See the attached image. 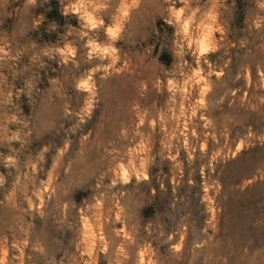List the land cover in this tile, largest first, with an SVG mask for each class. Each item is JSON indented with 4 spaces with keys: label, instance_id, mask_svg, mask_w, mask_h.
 I'll list each match as a JSON object with an SVG mask.
<instances>
[{
    "label": "rangeland",
    "instance_id": "rangeland-1",
    "mask_svg": "<svg viewBox=\"0 0 264 264\" xmlns=\"http://www.w3.org/2000/svg\"><path fill=\"white\" fill-rule=\"evenodd\" d=\"M0 264H264V0H0Z\"/></svg>",
    "mask_w": 264,
    "mask_h": 264
}]
</instances>
